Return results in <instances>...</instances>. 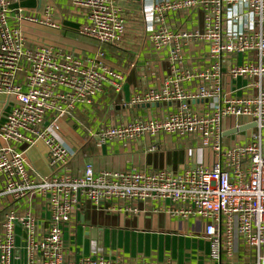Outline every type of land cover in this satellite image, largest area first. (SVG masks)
I'll return each instance as SVG.
<instances>
[{
    "label": "built area",
    "instance_id": "built-area-1",
    "mask_svg": "<svg viewBox=\"0 0 264 264\" xmlns=\"http://www.w3.org/2000/svg\"><path fill=\"white\" fill-rule=\"evenodd\" d=\"M21 1L0 0V264H131L96 253L76 259L64 244L65 228L85 203L101 208L109 202L117 205L112 210L155 203L170 215L202 221L210 246L207 264H264V0L143 6L145 38L168 74L158 88L134 94L131 104L172 109L90 137L106 143L166 135L195 144L204 161L176 175L109 172L90 163L73 174L78 151L60 138L61 121L76 105H92L106 87L119 92L122 77L99 62L29 42L22 26L39 20L19 8L11 16ZM121 1L68 0L85 19L78 34L120 46L126 31ZM190 12L200 15V28L179 26ZM196 48L202 51L198 57ZM240 56L241 62L230 61ZM199 60L203 66L192 68ZM239 79L245 84L234 90ZM232 130L237 132L228 134ZM39 142L46 150L45 173L28 157ZM34 205L45 217L33 212ZM124 208L136 211L133 205Z\"/></svg>",
    "mask_w": 264,
    "mask_h": 264
},
{
    "label": "crops",
    "instance_id": "crops-1",
    "mask_svg": "<svg viewBox=\"0 0 264 264\" xmlns=\"http://www.w3.org/2000/svg\"><path fill=\"white\" fill-rule=\"evenodd\" d=\"M160 1L163 0L120 2L127 29L118 47L99 44L78 34L85 19L68 0H22L19 5L12 7L11 16L16 15L19 8L24 13L30 11L39 20V24L22 26L29 42L61 49L88 63L99 62L122 77L119 92L106 87L94 98L92 105H76L74 112L61 121L60 138L70 149L78 151L72 162L75 175L82 174L89 163L95 170L109 172L166 171L176 175L204 161L202 151L195 144L179 141L172 136H144L132 142L112 140L106 143H99L95 137H90L99 130L140 118L161 116L172 109L168 104H131L134 94L158 88L168 74L165 62L158 59L150 49L143 30V6ZM190 14V19L181 20L179 26L184 29L200 28V15L197 12ZM50 24L59 28H51ZM204 49L207 47H202L203 52ZM202 51L196 48L193 55L198 57ZM242 60L240 56L230 61L239 63ZM228 63L225 68L229 66ZM202 66L203 60H199L194 62L192 68ZM244 84L245 81L239 79L233 88L235 90L236 85L241 87ZM230 87L228 85L227 90ZM233 93L240 95L243 90ZM32 151L37 156L35 161L30 160ZM30 152V163L34 167V164H39L38 169L45 173L44 146L39 142ZM132 205L136 211L125 212L124 207ZM132 205L126 203L112 210L117 206L115 202L104 204L101 208L85 203L72 218L70 227L63 232L64 244L71 256L80 259L96 253L131 264L141 261L150 264L208 263L210 246L203 236L202 221L170 215L155 203L139 202ZM25 209L26 206H23L22 211ZM33 212L39 217H45L39 205H34ZM240 256L241 253L235 249V258Z\"/></svg>",
    "mask_w": 264,
    "mask_h": 264
},
{
    "label": "rangeland",
    "instance_id": "rangeland-1",
    "mask_svg": "<svg viewBox=\"0 0 264 264\" xmlns=\"http://www.w3.org/2000/svg\"><path fill=\"white\" fill-rule=\"evenodd\" d=\"M242 136H240V137H238V139H240ZM37 153V152H36ZM37 155L39 156V154L37 153ZM37 156H36V154H34V151H32V152H30V160L31 161H35V158H36ZM35 165V167L38 169V168H40V165L39 164H34ZM39 170V169H38ZM40 171V170H39Z\"/></svg>",
    "mask_w": 264,
    "mask_h": 264
},
{
    "label": "water",
    "instance_id": "water-1",
    "mask_svg": "<svg viewBox=\"0 0 264 264\" xmlns=\"http://www.w3.org/2000/svg\"><path fill=\"white\" fill-rule=\"evenodd\" d=\"M243 129H239L238 131H242ZM237 132V130H232L231 132H229L228 134H234V133H236Z\"/></svg>",
    "mask_w": 264,
    "mask_h": 264
},
{
    "label": "trees",
    "instance_id": "trees-1",
    "mask_svg": "<svg viewBox=\"0 0 264 264\" xmlns=\"http://www.w3.org/2000/svg\"><path fill=\"white\" fill-rule=\"evenodd\" d=\"M126 29H127V25H126Z\"/></svg>",
    "mask_w": 264,
    "mask_h": 264
}]
</instances>
